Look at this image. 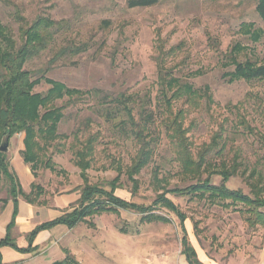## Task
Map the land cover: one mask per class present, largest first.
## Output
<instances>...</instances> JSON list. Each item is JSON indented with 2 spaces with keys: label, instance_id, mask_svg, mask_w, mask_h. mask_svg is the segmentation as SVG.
I'll return each mask as SVG.
<instances>
[{
  "label": "rangeland",
  "instance_id": "1",
  "mask_svg": "<svg viewBox=\"0 0 264 264\" xmlns=\"http://www.w3.org/2000/svg\"><path fill=\"white\" fill-rule=\"evenodd\" d=\"M126 1L0 0V20L18 42L20 27L13 20L18 9L29 23L39 14L65 22L69 27L56 36L51 49L31 60L25 68L40 75L51 68L54 51L87 44L88 50L84 53L60 57L46 77L81 91L101 90L111 95L128 92L140 104L150 101L147 108L158 116L163 108L156 85V47L159 40L167 43V47L184 42V51L175 60L176 64L182 62V72L177 76L195 89L209 88L213 99L210 104L206 99L200 101L199 109L187 118L186 126L194 124L195 150L209 144L222 124H228L231 129L232 123L237 121V112L246 115L256 131L264 134V82L230 83L226 77V73L233 70L226 66L229 63L226 57L236 45L243 48L242 52L235 53L240 62L249 59L264 64V22L256 12L257 0H161L158 6L147 9H128ZM243 24L253 25L250 35L241 33ZM48 89L43 82L35 92L46 93ZM84 100L68 110L59 133L71 134L86 119L94 120L93 130L103 131L105 138L98 147V161L88 172V181L109 190V184L118 173L105 169L109 163L103 153L106 151L121 158L125 167L131 164L136 149L133 142L117 135L111 124L103 122L94 98ZM160 121L156 120L155 124V135L159 137L155 163L136 177L139 181L136 191L127 175L122 174L121 187L116 194L127 201L149 206L165 189L185 187L183 176L172 161L168 138ZM24 138V134H20L9 140L6 153L9 162L14 158L23 160ZM254 141L252 136L240 137L235 142L242 150L241 157L253 162L258 156H264V151ZM47 156L52 157L59 173L42 165L38 176L33 175V183L44 190L40 203L51 204L57 197L63 211H67L81 197L85 185L81 171L73 164L70 151L59 153L51 149ZM156 164L162 166L163 188H157L154 183L152 171ZM213 181L219 184L220 177ZM228 186L250 192L240 177L232 178ZM31 190L30 187L28 191ZM169 197L188 218L185 226L200 261L205 264H264V229H250L242 216L232 210L211 208L173 195ZM156 213L171 222L144 224L141 215L129 211L103 214L92 219L95 227L80 224L65 233L61 246L73 248L78 264H188L181 253L180 219L164 209Z\"/></svg>",
  "mask_w": 264,
  "mask_h": 264
},
{
  "label": "trees",
  "instance_id": "2",
  "mask_svg": "<svg viewBox=\"0 0 264 264\" xmlns=\"http://www.w3.org/2000/svg\"><path fill=\"white\" fill-rule=\"evenodd\" d=\"M160 3L161 0L126 1L128 9H147ZM256 12L264 22V0H257ZM13 20L20 27V42L15 39L10 28L0 20V147L7 140L24 134L23 161L31 167L35 177L38 176L37 172L42 165L52 172H58L52 157L47 156L51 149L59 153L70 151L72 162L81 171L85 185L80 199L70 209L63 211L59 218L39 225L28 235L29 246L26 249L16 247L10 232L7 237L0 240V249L10 246L25 253L35 252L37 247H33L32 244L41 231L60 225L68 229H74L80 224L95 227L92 221L95 217L103 214L116 215L121 211L141 215V222L144 224H167L171 221L166 216L156 213L164 209L176 214L180 219L183 231L181 253L187 263L203 264L185 226L188 218L169 197L171 195L187 198L211 208L232 210L242 216L250 229H264V156H258L254 162L251 159H244L241 157V148L235 146L240 137L253 136L255 140L253 143H257L264 151V134L256 131L246 115L242 116L237 112V121L232 123L231 129L228 124H222L209 144H203L201 148L195 150L192 139L194 124L186 126L187 118L199 109L200 101L206 99L210 104L213 103V99L209 88L195 89L192 84L177 76L182 72V62L176 64L175 60L184 51V42L167 47V43L159 40L156 47V85L160 95V107L163 108L158 116L147 108L150 101L140 104L138 99L128 92L111 95L104 94L101 90L81 91L46 77L45 74L60 57L84 53L88 50L87 44L61 47L56 53L54 49L49 70L42 71L40 75L28 71L25 66L51 49L56 43V36L69 26L43 14H39L29 23L19 9L13 14ZM252 28V24H243L241 33L250 35L253 32ZM237 51L242 52L243 48L236 45L226 57L229 60L226 66L233 67V70L226 73L229 82L245 81L249 84L264 82V64H257L249 59L240 62L235 54ZM43 82L49 89L46 93H36L35 89ZM86 98L96 100L103 122L111 124L114 133L133 142L136 149L131 164L125 167L121 158L118 159L106 151L103 153L109 163L105 169H113L118 173L109 184V190L100 185H91L88 181V172L97 163V156L100 154L98 147L105 138L103 131L93 130L94 120L86 119L71 134L59 133L68 110L75 108ZM158 119L161 120L160 126L166 132L172 161L177 164L178 173L183 176L185 187L165 189L151 205L146 206L127 201L119 197L116 191L121 187L120 179L123 173L133 184V191H136L139 187L136 177L155 163L159 140L155 135V124ZM226 121L229 122L230 119L226 118ZM6 153L0 151V181L4 183L8 194V199L4 203L11 200L17 204L19 198H23L29 204L42 205L40 203V198L44 194L42 187L33 183L32 190L29 193L24 192ZM161 170L162 166L156 164L152 171L157 188H163L161 180L165 178L160 179ZM217 176L220 177L219 184L213 181ZM235 177L243 179L250 190L249 193L229 188V182ZM14 223L13 220L9 231ZM54 264L78 262L67 251L65 259Z\"/></svg>",
  "mask_w": 264,
  "mask_h": 264
},
{
  "label": "crops",
  "instance_id": "3",
  "mask_svg": "<svg viewBox=\"0 0 264 264\" xmlns=\"http://www.w3.org/2000/svg\"><path fill=\"white\" fill-rule=\"evenodd\" d=\"M10 164L18 176L24 192L29 193L28 190L34 182V176L28 165L22 159L18 161L16 158L10 161ZM7 199V188L0 181V240L7 237L10 232L13 243L19 249H26L29 246L28 235L35 228L53 221L63 214L61 200L57 197L51 204L43 205L29 204L23 198H19L17 204L11 200L4 203ZM13 220L15 221L14 226L9 231ZM74 229L60 225L50 230L41 231L32 244L33 247H37L35 252L25 253L15 247H2L0 249V264H54L65 259L67 251L76 258L73 248L67 249L61 246L65 233Z\"/></svg>",
  "mask_w": 264,
  "mask_h": 264
},
{
  "label": "water",
  "instance_id": "4",
  "mask_svg": "<svg viewBox=\"0 0 264 264\" xmlns=\"http://www.w3.org/2000/svg\"><path fill=\"white\" fill-rule=\"evenodd\" d=\"M9 148V141L7 140L6 142H5V144H3L1 147H0V151L1 152H8V149Z\"/></svg>",
  "mask_w": 264,
  "mask_h": 264
}]
</instances>
